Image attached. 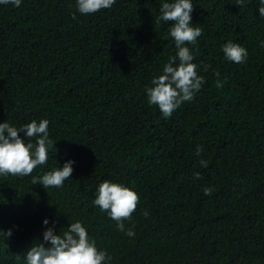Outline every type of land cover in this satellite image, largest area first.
<instances>
[{
  "label": "trees",
  "instance_id": "1",
  "mask_svg": "<svg viewBox=\"0 0 264 264\" xmlns=\"http://www.w3.org/2000/svg\"><path fill=\"white\" fill-rule=\"evenodd\" d=\"M163 2L174 0H116L88 15L76 11L77 0L0 5V124L47 119L56 145L30 176L0 175V230H13L7 241L0 236V264H26L47 227L59 234L76 221L110 264H264L260 0L243 8L236 0H191L192 26L202 35L185 46L206 82L169 118L147 96L177 56L173 22L155 23ZM229 41L247 50L245 62L225 58ZM69 160L74 171L62 187L32 184ZM105 180L139 195L124 222L135 225L134 237L94 205Z\"/></svg>",
  "mask_w": 264,
  "mask_h": 264
},
{
  "label": "clouds",
  "instance_id": "2",
  "mask_svg": "<svg viewBox=\"0 0 264 264\" xmlns=\"http://www.w3.org/2000/svg\"><path fill=\"white\" fill-rule=\"evenodd\" d=\"M116 0H77L76 11L82 15L94 14L101 9H109ZM12 4L20 7L22 0H0V5ZM236 5L241 8L245 0H236ZM194 6L191 0H174V2H163L155 18V23L161 21L173 22L169 28L170 36L174 39L177 56L171 58L170 62L163 67V73L152 80V87L147 88L148 102L157 105L165 118L172 116L183 103L194 100L204 83L203 76L198 75V65L193 63L194 56L189 47L196 46L197 38L202 35V27L192 26V12ZM260 16L264 18V0H260ZM75 18V14L74 17ZM264 47V43L261 44ZM225 58L235 63L246 61L248 52L238 43L232 41L222 46ZM177 58L179 63L177 64ZM175 65V66H174ZM211 65H206L204 71H208ZM216 87L223 88L224 84L219 80L220 73H215ZM49 121L41 120L39 123L33 120L19 128L12 126L9 122L0 124V175L8 176H30L37 166L44 165L48 160V149L55 146L49 138ZM25 133L28 142L21 138L20 133ZM35 138V143L32 140ZM197 155L202 153V148L197 147ZM72 160L67 161L63 167L45 173L40 177H33L32 184L42 185L45 189L49 187H62L64 182L72 177ZM200 165L208 167V162L201 159ZM200 173H195L194 179H200ZM213 188L205 187V195H211ZM139 195L122 184L110 180L103 181L97 189L94 205L101 211L108 212L109 217L117 222L119 231L129 237H134V227L126 228L125 221H131L133 213L137 210ZM145 217L148 212L143 213ZM43 224L47 226L49 221L45 219ZM13 235V230L6 232L0 230V236L6 241ZM44 243L34 245L26 256V264H110L112 257L107 251L97 248L96 242L89 238L87 229L82 222L70 223L64 231L56 234L55 224L47 227L43 233ZM45 244H49L46 247ZM7 247V244H6ZM19 258V256H17Z\"/></svg>",
  "mask_w": 264,
  "mask_h": 264
}]
</instances>
